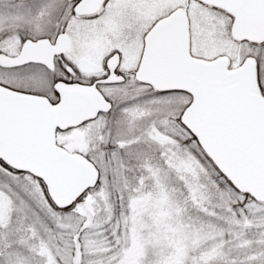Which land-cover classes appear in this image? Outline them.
<instances>
[{
    "label": "snow or ice",
    "instance_id": "1",
    "mask_svg": "<svg viewBox=\"0 0 264 264\" xmlns=\"http://www.w3.org/2000/svg\"><path fill=\"white\" fill-rule=\"evenodd\" d=\"M0 264H264V0H0Z\"/></svg>",
    "mask_w": 264,
    "mask_h": 264
}]
</instances>
